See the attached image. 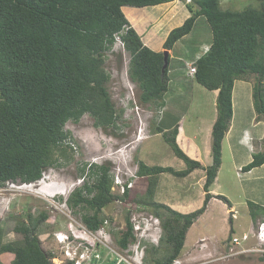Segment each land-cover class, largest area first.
<instances>
[{
	"label": "trees",
	"instance_id": "1",
	"mask_svg": "<svg viewBox=\"0 0 264 264\" xmlns=\"http://www.w3.org/2000/svg\"><path fill=\"white\" fill-rule=\"evenodd\" d=\"M175 1L0 0V188L7 183L40 182L45 172L56 165L57 152L66 153L73 141L65 130L69 122L78 123L88 114L97 128L117 127L120 117L107 87L111 75L105 65L118 39L130 55V79L141 92L140 101L160 108L166 106L164 96L169 91L171 58L163 73L164 54L146 46L130 22H140L139 13L146 7H168ZM256 1L258 7L230 10L223 9L220 0H191L187 4L191 16L173 29L164 43L166 50H173L205 17L213 41L209 50L195 61L194 80L211 92L218 90L219 94L217 120L212 130L211 166L204 169L199 161L184 153L177 143L179 126L165 132L157 125L156 134H162L174 154L185 162V170L139 162L138 175L150 179V183L148 201L136 202L143 206L151 202L156 212L163 210L170 215L163 222L161 238L169 250L154 264H174L178 260L190 228L205 214L212 198L231 206L226 197L212 195L211 187L222 166V143L234 116L233 92L237 80L256 76L253 107L257 121L264 120V0ZM124 7H131L125 9L128 17ZM263 165L264 141L262 151L253 155V161L242 172ZM197 169L206 172V195L201 209L182 214L166 204L153 202L160 175L186 178ZM81 174L89 175L92 182H85L73 192L68 204L73 209L89 211L83 222L88 230L98 232L106 222L101 217L103 210L117 200L128 201L131 190L126 185L123 194L114 193V176L106 165L86 164ZM248 207L253 220L264 215V207L253 202ZM46 219L45 215L41 219L29 215L27 221L19 223L14 231L21 236L20 242L3 243L0 229V255L13 254L12 264H54L55 254L44 250L38 235ZM125 223L126 229L117 240L123 250L137 242L130 216ZM149 243L154 252L158 250L157 245ZM0 264H4L1 259ZM104 264H117V258Z\"/></svg>",
	"mask_w": 264,
	"mask_h": 264
},
{
	"label": "rangeland",
	"instance_id": "2",
	"mask_svg": "<svg viewBox=\"0 0 264 264\" xmlns=\"http://www.w3.org/2000/svg\"><path fill=\"white\" fill-rule=\"evenodd\" d=\"M220 1L223 9L230 10L259 6L256 0ZM185 3H188L187 0H177L168 7L161 5L146 9L137 8L144 9L145 13L141 12L143 14L139 16L140 22L135 24L130 22L131 26L142 37L144 44L152 50H159L161 53L169 51L164 48L169 33L182 26L191 16ZM194 6L198 8L195 4ZM129 9L131 7L126 8ZM212 41L209 23L202 17L197 21L192 33L179 41L171 50V54L169 52L171 57L169 78L172 83L164 96L167 109L179 118L183 117L189 133L196 136L199 132L198 138L202 141L206 137L205 128L209 119L216 112L217 98L215 100L213 92L188 76L185 64L194 63L201 57L205 45H210ZM130 59L120 39L107 55L105 66L111 75L107 87L120 117L116 128L107 130L97 128L95 120L88 114L78 123L69 122L65 130L71 134L73 141L69 143L70 147L66 149V153L57 152L56 165L45 172L40 182L33 185L7 183L0 188V229L3 231V243L22 240L14 230L19 223L27 221L29 215L33 219H41L42 215H45L47 219L41 223L38 235L44 250L55 254L54 264H68L70 262L68 257L74 256L77 250L81 254L84 253L86 260L80 264L116 261L115 256L111 254L112 251L124 257L128 262L126 264H154L155 260L165 257L169 247L161 242V238L164 236L163 222L170 215L163 210L157 211L160 214L157 215L151 202L144 206L136 202L141 199L148 201L146 196L150 183V179L137 175L139 162L142 161L149 166L172 167L177 171L185 170L187 167L185 162L174 154L163 135L156 134L163 109L156 104H144L140 101L141 92L130 79ZM246 80L252 84L253 96L256 76H248ZM244 102L241 96L236 99L237 113L243 117L241 127L251 122L256 114L253 100L248 99L247 104ZM170 117L168 115V121H173ZM168 124L169 122L166 125ZM250 124L246 126L247 131L255 132ZM186 139L182 140L185 150L188 148L196 151L197 140L189 143ZM223 144L218 192L219 195L227 197L235 208L229 209L231 207L227 204L226 208L220 199L210 202L205 214L190 228L184 250L178 258L179 263L175 264H264V244L259 240L264 215L253 220L248 207V201L264 203V166L259 167L251 175L243 173L240 166H246L253 161L248 146L238 145L233 152L227 143L224 146ZM255 145L251 143V146ZM261 145L263 147V142ZM233 146L236 148L237 144ZM184 148L181 147L186 154ZM86 164L110 167L114 176V193L122 194L121 186L116 183L130 184L131 194L128 201L117 200L103 210L101 217L108 220V224L104 223L98 232H91L83 222V216L90 213L89 211L84 208L76 210L68 204L73 192L85 182L89 180L92 182L89 175L81 174V169ZM191 174L186 178L175 177L172 174L160 175L157 178L153 202L165 204L176 201L187 205L190 202L193 204L191 205L193 212L201 209L203 204L200 206L198 203L203 194L205 185L203 179L206 173L203 175L198 171ZM128 216L132 222L148 217L152 223L159 225L158 230L150 231L149 235L153 236L149 241L158 246L157 251L154 252L151 248L153 245L149 242L144 243L145 241L140 247L137 242L132 243L127 250L118 245L117 240L126 229L125 218ZM65 235L72 236L70 239L72 243L60 242L65 239ZM230 236L233 241L235 238L241 239L240 244H235L230 240ZM244 236L248 239L242 240ZM95 255H99L97 257L99 260H94ZM0 259L4 264H12L14 255L1 254Z\"/></svg>",
	"mask_w": 264,
	"mask_h": 264
},
{
	"label": "crops",
	"instance_id": "3",
	"mask_svg": "<svg viewBox=\"0 0 264 264\" xmlns=\"http://www.w3.org/2000/svg\"><path fill=\"white\" fill-rule=\"evenodd\" d=\"M187 4L185 3L186 6H187ZM126 8L127 7H124L123 8V12H124L125 16L128 17L127 16V13H125V11H124ZM139 14H141V12ZM206 46H210V45H205V47ZM205 47H204V49H205ZM149 48H151V47H149ZM156 52H160V51L157 50ZM169 52L171 54L172 51H169ZM203 54H204V51L201 54V56ZM180 60L181 59H179V61ZM190 78H192V77H190ZM192 80H194V79H192ZM171 83H169V88H170ZM253 86H254V84H253ZM213 93H214L215 100H216V98L218 97V91H213ZM247 95H249V97H247ZM239 96H241L242 99L245 100V102H244L245 104H247V100L248 99H250V101L253 100V96H252V84H251L250 81H248V80L245 79V80H237L235 82V87H234V92H233L234 116H233V119H232V122H231L230 129H229L228 133L226 134V136L224 138V141H223L224 144H223V146L225 145V143H227L229 149L231 151H233V152L238 148V145L243 144L244 146H248V148H249V150L251 151V154H252L251 157L253 159V155L256 154V153L261 152V150H262L261 142H263V140H264V121L258 122L257 119H256L257 116L255 114L252 117L251 122H248V123L244 124L243 127H241L242 126V119H243V117H241L237 113V110H236V106H237L236 99H238ZM167 108L168 107H166V106L164 108H162L163 109V112L160 115L161 116L160 119H159V122L160 123H158V124H160L159 126L165 132H170L176 126H179V135L177 137V143L179 144V146H181L182 148L185 147V146L183 147V145H182V143L184 141L183 139H185V138H187L186 140H187V142L189 141V143L190 142H193L194 140H197V145H198V147H196L197 150L196 151H194V150L191 151V150H188V148H187V150H185V148H184L186 154H188L189 156H191L194 160L201 162L202 165L205 168H208L209 166H211L212 163H213V158H212V154H211V149H212V146H211L212 145V130H213V125H214V123L217 120V109H216V112L213 115V117L211 119H209V123L207 124V126L205 128L206 129V137H205L204 141H202V140H199V138H198L200 136L199 132H197V135L196 136L195 135H191V133H189V130L187 129V122H186V120L183 119V117L179 118L175 113H172ZM244 109L246 110L247 107L244 108ZM239 113L241 114V112H239ZM168 115L171 116L170 119L173 120V121H168ZM167 121L169 122L168 125H166L168 123ZM249 123H251L250 126H253L252 129L255 132L252 131V133H249L247 131L246 126H249ZM241 136H243V137H241ZM252 142L254 144H256L255 147L254 146H251V143ZM233 144H237L236 148L233 146ZM223 151H224V149L222 148V152ZM251 162H252V160L249 163H251ZM263 166H261V167H263ZM243 167L244 166H242V165L240 166L241 169ZM257 169L258 168H255L252 171L247 172L246 174L251 175ZM198 171H201L203 173V175H205V173H206L204 170H195V172H198ZM195 172H193L191 175H193ZM218 174H219V172H218ZM205 181H206V175L204 176V179H203V185L205 184ZM218 181H219V179H218V176H217L215 183L211 187V194L214 195V196H218L219 195V192H218L219 186L217 185L218 184ZM205 195H206V192L203 189V194L201 195V198L199 200L198 205L201 206L203 204ZM215 200H217V199L216 198H212L210 200V202H213ZM249 202H253V201H248V203ZM253 203H255V202H253ZM165 204L168 205V206H171L172 208H175V210L179 211L182 214H189L190 212H193V207H191V205L193 206V204H191L190 202L188 203V205L187 204H183V202H179L178 203L176 201L175 202H171V203L170 202L169 203H165ZM256 204H258V203H256ZM222 205L225 206L226 208H227V206H229L228 204L226 206V204H224V202L222 203ZM258 205L264 207V203L263 202L260 203V204H258ZM229 207H231L229 209L235 208V206L232 205V203H231V206H229ZM230 221H232V217L230 218Z\"/></svg>",
	"mask_w": 264,
	"mask_h": 264
},
{
	"label": "built area",
	"instance_id": "4",
	"mask_svg": "<svg viewBox=\"0 0 264 264\" xmlns=\"http://www.w3.org/2000/svg\"><path fill=\"white\" fill-rule=\"evenodd\" d=\"M187 66H188V70H189V75H194L196 73V67L194 66L193 63H187ZM242 171V170H241ZM130 186V184L128 185V187ZM125 188H122V194L124 192ZM132 222V221H131ZM133 223V227H134V235L136 236L137 238V243L139 245V247L142 245V242L145 241V242H148V240L150 238H152L153 236H149L150 235V231H154V230H158V226L156 225V223H152L148 217H145L143 220H140V221H135V222H132ZM105 224H108V220H106ZM261 234H262V237L261 239L264 240V223H262L261 225ZM72 236L68 237L67 235H65V239H71ZM58 240H61L60 237H57ZM65 239H62V240H65ZM248 237L247 236H244L242 238V240H247ZM241 239L239 238H235L233 242H235V244H238L240 242ZM66 242V241H64ZM72 243V242H70ZM68 243V244H70ZM240 244V243H239ZM238 244V245H239ZM112 251V250H111ZM111 253V252H110ZM112 255L115 256V258H117V264H126L128 263L127 260H125L124 257H122L121 255H119L118 253H116L115 251H112L111 253ZM69 256V255H68ZM99 255H95L93 256L94 260L96 261L99 260L97 257ZM70 259V262H74V264H80L81 262L82 263H85V257H84V253H80V252H74V256H71V257H68ZM175 263H179V259L176 260L174 262Z\"/></svg>",
	"mask_w": 264,
	"mask_h": 264
},
{
	"label": "clouds",
	"instance_id": "5",
	"mask_svg": "<svg viewBox=\"0 0 264 264\" xmlns=\"http://www.w3.org/2000/svg\"><path fill=\"white\" fill-rule=\"evenodd\" d=\"M191 0H187V2L188 3H191L190 2ZM123 44V43H122ZM209 48H210V46H208V47H205V49H204V53H206L208 50H209ZM199 58V57H198ZM188 63V62H187ZM187 63L185 64V65H187ZM194 64V66H195V62L193 63ZM196 67V66H195ZM186 68L188 69V66H186ZM188 73H189V70H188ZM196 74V73H195ZM194 74V75H195ZM194 75H193V77L192 76H190V77H192V78H194ZM163 112V111H162ZM138 175V174H137ZM117 185H119V186H121V188H125V186L127 185V187H128V184L126 183V184H123V183H121V182H119V183H116ZM26 185V184H25ZM129 188V187H128ZM161 225V224H160ZM159 226V225H158ZM261 237H262V234H261V231H260V233H259V240L264 244V240H262L261 239ZM159 238H161L160 236H159ZM149 240H152V239H149ZM148 240V242H151V241H149ZM155 240V239H154ZM64 241H66V242H68V243H70L71 242V240L70 239H65V240H61L60 242L61 243H66V242H64ZM152 243V242H151ZM154 244V243H153ZM78 251V250H77ZM76 251V252H77Z\"/></svg>",
	"mask_w": 264,
	"mask_h": 264
},
{
	"label": "water",
	"instance_id": "6",
	"mask_svg": "<svg viewBox=\"0 0 264 264\" xmlns=\"http://www.w3.org/2000/svg\"><path fill=\"white\" fill-rule=\"evenodd\" d=\"M163 54H164V66H163V73H164L168 67V64H169L170 54H169V51H164ZM232 214H233V212H232Z\"/></svg>",
	"mask_w": 264,
	"mask_h": 264
},
{
	"label": "bare ground",
	"instance_id": "7",
	"mask_svg": "<svg viewBox=\"0 0 264 264\" xmlns=\"http://www.w3.org/2000/svg\"><path fill=\"white\" fill-rule=\"evenodd\" d=\"M141 14H142V13H141ZM190 76H192V77H193V75H191V74H190ZM260 243H261V242H260Z\"/></svg>",
	"mask_w": 264,
	"mask_h": 264
}]
</instances>
